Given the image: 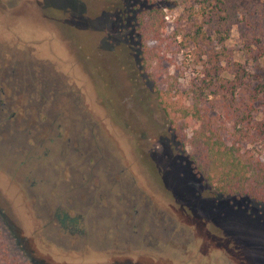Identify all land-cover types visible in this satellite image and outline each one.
I'll return each instance as SVG.
<instances>
[{"label":"rangeland","instance_id":"374dc122","mask_svg":"<svg viewBox=\"0 0 264 264\" xmlns=\"http://www.w3.org/2000/svg\"><path fill=\"white\" fill-rule=\"evenodd\" d=\"M154 1L144 69L117 5L0 0L1 262L264 264V203L204 184L164 119L210 54L264 81V0ZM194 25L207 43L184 38Z\"/></svg>","mask_w":264,"mask_h":264},{"label":"trees","instance_id":"16d2710c","mask_svg":"<svg viewBox=\"0 0 264 264\" xmlns=\"http://www.w3.org/2000/svg\"><path fill=\"white\" fill-rule=\"evenodd\" d=\"M204 1L214 6L227 3ZM105 3L118 6L116 17L122 19V24L132 17L135 39L138 37L135 50L139 65L149 67L157 56L153 44L161 41L165 30L159 2L105 0ZM216 34L222 32L217 29ZM177 35L181 32L176 30L173 37ZM185 37L195 44L210 39L201 25H194ZM216 55L203 59L200 76L190 89L189 105L165 109L164 119L171 130L166 142L177 158L187 157L196 176L216 193L264 203V81L242 63L223 68ZM155 90L162 93L157 86ZM0 257L3 258L1 253ZM0 264L9 263L0 261Z\"/></svg>","mask_w":264,"mask_h":264}]
</instances>
